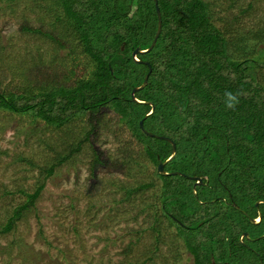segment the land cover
I'll return each instance as SVG.
<instances>
[{"label": "trees", "instance_id": "trees-1", "mask_svg": "<svg viewBox=\"0 0 264 264\" xmlns=\"http://www.w3.org/2000/svg\"><path fill=\"white\" fill-rule=\"evenodd\" d=\"M57 1L79 32L94 69L86 80L71 87L59 83L44 88L29 85L22 93L0 89V111L30 114L60 128L74 117L89 111L97 114L110 107L145 147L154 166L159 167L172 156L174 147L168 141L152 147L138 138L145 135L140 125L144 121V128L147 126L153 135L164 134L176 144L177 154L165 165V171L183 175L163 176L158 170L156 174L167 192L162 195L163 211L170 207L176 191L186 199L177 205L179 213L172 208L174 211L169 213L168 209L165 214L182 225L180 231L194 263L250 264L235 255L246 243L244 239L240 243V236L249 232L256 243L263 232L227 222L235 227L229 238V231L217 228V224L220 217L222 221L231 219L228 211H240L247 219L251 216L250 211L235 210L223 203L224 197L239 206L241 201L253 205L264 201V84L257 78L264 69V28L253 33L254 39L247 32L228 39L216 25L211 2L158 0L163 21L161 35L154 49L139 53L137 61L133 52L137 48L147 50L158 30L155 0ZM24 30L30 31L27 27ZM246 39L257 42L258 48L249 47ZM150 68L147 86L135 93L136 102L132 92L143 85ZM228 93L236 97L231 108ZM55 168L53 165L47 173L54 174ZM190 176L202 178L200 187L212 192L214 200L203 204L192 219L187 216L188 209L197 195L193 194L195 180ZM178 178L187 180L190 187ZM44 186L33 194L19 191L27 196V202L15 208L3 232L15 228L14 223L34 205ZM144 187L147 186H141ZM132 191L128 190V194ZM251 248L258 264H264V246Z\"/></svg>", "mask_w": 264, "mask_h": 264}, {"label": "rangeland", "instance_id": "rangeland-1", "mask_svg": "<svg viewBox=\"0 0 264 264\" xmlns=\"http://www.w3.org/2000/svg\"><path fill=\"white\" fill-rule=\"evenodd\" d=\"M207 1L228 39L246 32L254 39L253 33L264 28V0ZM246 40L249 47L258 48L257 42ZM92 69L79 32L57 0H0L1 90L22 93L25 87L58 83L71 87L86 80ZM257 75L264 84V69ZM142 131L145 135L137 137L149 146L166 141L152 137L147 126ZM53 165L55 173L49 175ZM156 170L145 147L110 107L74 117L60 128L30 114L0 111V264H195L182 225L165 214L172 208L179 213L177 205L186 199L176 191L170 211H163L162 195L167 192ZM178 179L190 187L187 180ZM41 185L44 189L34 205L12 231L3 232L15 208L27 202L19 191L33 194ZM200 186L196 193L191 187L197 197L189 205L190 219L203 204L214 201L212 192ZM223 203L251 212L248 219L234 210L228 211V221L218 218L217 228L227 229L229 238L235 227L227 222L263 232L256 243L244 237L246 243L235 254L243 262L258 264L251 247L264 246V224L255 223L260 216L263 220L264 201H241L240 207L224 197Z\"/></svg>", "mask_w": 264, "mask_h": 264}, {"label": "water", "instance_id": "water-1", "mask_svg": "<svg viewBox=\"0 0 264 264\" xmlns=\"http://www.w3.org/2000/svg\"><path fill=\"white\" fill-rule=\"evenodd\" d=\"M155 4H156V9H157V14H158V19H159V21H158V30H157L156 36H155V38H154V40H153L151 46H150L147 50H143V51H142V50H140V48H137V49L133 52V57H134L135 60H137V61H139L138 58H137V55H138L139 53H142V54H144V53H149L150 51H152V50L154 49V47L156 46L157 41H158V39H159V37H160V35H161V32H162L163 21H162L161 11H160V8H159V5H158V0H155ZM151 72H152V69L150 68L149 73H148L147 76L145 77V80H144V82H143V85L140 86V87H138V88H135V89H134V91L132 92V96H133V98H134L135 93H136L137 91H140V90L144 89V88L147 86V83H148V80H149V77H150ZM152 106H153V105H152ZM152 113H153V111H152ZM140 125H141V127H143V129H145V128H144V121H141ZM150 135L155 136V137L160 138V139L162 138L163 140H166V141L172 143V144H173V147H174V153L172 154V156H171L167 161H165V162H163V163L160 164V166L158 167V172H159L161 175H163V176H170V175H172V176H177V175H183V174H181L180 172L168 173V172L165 171V165H166L167 163H169L170 161H172V160L174 159V157L176 156V154H177V147H176V144L174 143V141H173L172 139L168 138V137H165V136L161 137V136H157V135H153V134H150ZM191 179H193V180L196 181V183H195V185H194V192L196 193L197 186L200 185V184L202 183V179H200V178H193V177H191ZM260 202H261V201H260ZM260 221H262V216H260L259 221L256 220L255 223H256V222H260ZM248 235H249L248 233H244V234L241 236V241L243 240L244 237H248Z\"/></svg>", "mask_w": 264, "mask_h": 264}, {"label": "clouds", "instance_id": "clouds-1", "mask_svg": "<svg viewBox=\"0 0 264 264\" xmlns=\"http://www.w3.org/2000/svg\"><path fill=\"white\" fill-rule=\"evenodd\" d=\"M228 95V97H229V99L232 101V103H229L228 104V107H233L234 106V104L236 103V97L235 96H233L231 93H228L227 94ZM151 114H152V112H151ZM193 178H200V177H193ZM200 179H202V178H200ZM195 183H196V181H195ZM202 183H203V179H202ZM202 183L200 184V185H202ZM195 185V184H194ZM199 186V185H198ZM196 191H197V189H196Z\"/></svg>", "mask_w": 264, "mask_h": 264}]
</instances>
